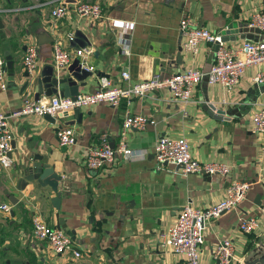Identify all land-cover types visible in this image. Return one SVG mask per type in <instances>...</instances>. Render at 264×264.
Returning <instances> with one entry per match:
<instances>
[{"label": "crops", "instance_id": "obj_1", "mask_svg": "<svg viewBox=\"0 0 264 264\" xmlns=\"http://www.w3.org/2000/svg\"><path fill=\"white\" fill-rule=\"evenodd\" d=\"M78 1H97L101 18L91 21L73 11ZM67 13L53 19L49 11L56 0H0V53L8 50L13 77L6 73L5 89H0V112L20 108L24 98H32V85L21 90L25 70L21 64L25 42L37 46L35 76L44 65H51V44L75 29L88 39L90 54L79 60L92 66V75L79 93L96 88L97 76L113 85L145 80L152 74L170 76L184 69L206 71L212 64L214 45L201 41L194 53L182 49L183 37L178 20L186 15L197 26L222 36L238 46L244 39L264 40V31L250 29L247 21L255 12L264 14V0H64ZM112 20L130 22V28L114 27ZM246 27V28H245ZM244 34V38L239 36ZM53 39L50 41V39ZM3 56V54H2ZM127 73V79L121 78ZM264 72V64L244 68L238 83L225 91L204 75L191 87L187 102L171 101L166 88L146 96L121 99L117 106L96 102L79 108L80 122L63 113L53 124L41 116L10 117L7 128L14 146L8 154L10 165L0 167V264H176L182 255L158 246V231L169 225L184 203L203 207L224 193L230 180H246L250 186L245 197L233 208L205 220L200 243V264H214L213 245L226 236L233 252L243 264L264 250V217L258 208L264 200V135L251 131L252 113L264 102V82L252 77ZM210 104L224 111V119L213 118L203 109ZM125 111L140 114L148 124L142 130L125 131L133 155L115 156L112 164L97 170L84 165L87 147L105 133L113 145ZM214 112V111H213ZM214 114V113H212ZM74 120L75 143L57 144L55 129ZM183 136L192 157L199 161H219L230 166L223 177L217 174H180L169 163L157 164L152 145L156 138ZM34 153L61 176L57 190L58 208L47 186L28 182L16 189L22 166ZM256 215V226L249 233L237 227V217ZM39 215L48 225L57 226L59 218L68 231L79 257L53 252L46 241L31 235V216Z\"/></svg>", "mask_w": 264, "mask_h": 264}, {"label": "built area", "instance_id": "obj_2", "mask_svg": "<svg viewBox=\"0 0 264 264\" xmlns=\"http://www.w3.org/2000/svg\"><path fill=\"white\" fill-rule=\"evenodd\" d=\"M73 11L80 17L91 21L99 20L102 16L100 5L97 1H78L73 6ZM67 13L64 0H56L50 9V16L57 20ZM114 27L130 28V22L112 20ZM247 27L264 31V14L253 13L247 21ZM178 30L183 37L182 49L186 53H194L201 41L214 45L212 64L206 71L192 68L184 69L170 76H160L157 73L149 78L127 85H113L109 78L97 76L96 88L91 92L79 93L73 98L59 95L41 96L37 100L24 98L20 108L8 114L0 112V167L10 165L8 156L11 145L12 133L7 128L10 117L41 116L48 114L56 118V114H63L75 108L104 102L117 106L121 99L127 102L132 97H143L155 89L166 88L170 91L171 101L182 103L188 101L191 87L198 83L205 75L210 83H218L225 91L231 90L239 81L243 70L249 65L264 64V40L244 39L238 46H228L222 40V35L212 33L196 25L194 20L183 15L178 20ZM72 39V33H67L65 41ZM90 54L89 48L69 49L64 47L60 37L55 38L51 44V66L55 76L61 75L70 61L84 58ZM37 46L33 40L25 42L21 64L25 72H32L36 68ZM81 64L88 71H93L92 66ZM5 59L0 53V89H5L6 77ZM121 78L127 79V73L121 72ZM252 80L264 82V72H257ZM251 131L264 135V102L260 103L253 111ZM148 124L145 116L125 111L121 120L120 131L116 142L110 145L105 133L98 135L95 142L91 143L85 153L84 165L88 169H99L113 163L115 156L130 157L133 150L127 145L125 131L130 128L142 130ZM55 136L59 146H71L75 143L72 127L67 125L57 126ZM153 158L157 164L169 163L182 175L199 173L204 175L217 174L227 176L230 166L219 161H199L192 157L188 150L185 137L171 138L161 135L152 145ZM250 186L246 180H230L225 186L224 193L209 205L198 207L184 203L178 209L173 221L165 228L158 231V246L160 249L169 250L183 256L176 264H200V243L202 242L203 222L218 216L221 212L235 207L244 197ZM0 208L8 211V203H0ZM258 213L264 217V200L258 208ZM31 235L37 240L46 241L55 253H68L72 257H79L81 252L73 248L69 234L61 227L48 225L39 215L31 216ZM256 226L255 214H242L237 217V227L241 232L249 233ZM211 255L214 264H233L239 260L233 252L232 241L229 237H222L215 242Z\"/></svg>", "mask_w": 264, "mask_h": 264}, {"label": "water", "instance_id": "obj_3", "mask_svg": "<svg viewBox=\"0 0 264 264\" xmlns=\"http://www.w3.org/2000/svg\"><path fill=\"white\" fill-rule=\"evenodd\" d=\"M253 29L254 31L258 32L257 28ZM239 37L244 38L245 36L244 34H241ZM52 40L53 39L51 38L50 41ZM222 40L233 41L234 36L223 35ZM69 45L85 48L90 44L85 34L82 31L75 29L72 33V39L69 40ZM2 54L5 59L6 72L8 76L12 78V60L8 50L3 51ZM91 75L92 72L86 70L81 64L79 58L75 57L70 61L65 71L58 77L54 75L51 65H44L35 76L29 74L28 72H23L22 76L25 78V80L21 84V90L25 89L29 85H32L33 100H37L41 96L50 95H59L61 97L73 98L75 95L79 94L81 88L86 86V80ZM203 109L213 118H225L223 117L224 111L214 109L210 104L204 105ZM68 113L75 117L76 122H80L81 113L79 112V108H75ZM60 116L61 115L59 113L56 114V117ZM42 117L50 124H53L55 121V117H52L48 114H43ZM73 123L74 120H69L65 122V125H70ZM10 145L12 147L14 146L12 140H10ZM60 180L61 176L55 173L52 167L43 161V156L38 153H34L31 158L22 166L20 175L16 178L15 188L22 189L26 183L32 181L36 182L40 187L47 186L50 191L54 193V196L50 197L49 201L53 207L58 208L60 193L57 190V186ZM57 226L65 230V226L62 224L60 218ZM243 264H264V250L258 251L249 260H244Z\"/></svg>", "mask_w": 264, "mask_h": 264}, {"label": "rangeland", "instance_id": "obj_4", "mask_svg": "<svg viewBox=\"0 0 264 264\" xmlns=\"http://www.w3.org/2000/svg\"><path fill=\"white\" fill-rule=\"evenodd\" d=\"M245 28H246V27H245ZM66 233L69 234L68 231H67Z\"/></svg>", "mask_w": 264, "mask_h": 264}]
</instances>
